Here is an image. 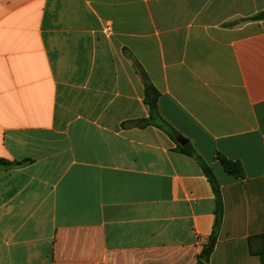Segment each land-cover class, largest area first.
I'll return each instance as SVG.
<instances>
[{
  "label": "crops",
  "instance_id": "0c3cea01",
  "mask_svg": "<svg viewBox=\"0 0 264 264\" xmlns=\"http://www.w3.org/2000/svg\"><path fill=\"white\" fill-rule=\"evenodd\" d=\"M262 12L0 0V264H264Z\"/></svg>",
  "mask_w": 264,
  "mask_h": 264
},
{
  "label": "trees",
  "instance_id": "16d2710c",
  "mask_svg": "<svg viewBox=\"0 0 264 264\" xmlns=\"http://www.w3.org/2000/svg\"><path fill=\"white\" fill-rule=\"evenodd\" d=\"M252 19H254V20L264 19V12L252 17ZM142 76H143V80H144L146 93L150 97L147 100V104L150 106V112H151L150 119H151L153 117V115L155 114V112L157 111V95H155V96L150 95V92L154 88L150 84V82L148 81V79L146 78L144 73H142ZM150 119L141 121V123H143L144 125L145 124H147V125L151 124ZM185 153L188 154L189 156L196 158L198 161H200L202 169H203L206 177L208 178V180H209V182L213 188L215 197H216L217 208H216L215 230L209 238V243L204 247L203 251L199 255L198 262H197V264H208L210 257L213 253L215 243L217 241L218 232H219V229L221 227L223 214H224L221 188H220V184H219L212 168L209 167L205 162H203L200 159V157L197 156V154L195 153V151L193 149L187 150V151H185ZM219 159H220V163H221L223 169L227 173L234 175L236 177H243V168L239 162H234V161L228 160L227 158L222 157V156ZM12 165H13L12 163H10L6 160L0 159V167H10Z\"/></svg>",
  "mask_w": 264,
  "mask_h": 264
}]
</instances>
